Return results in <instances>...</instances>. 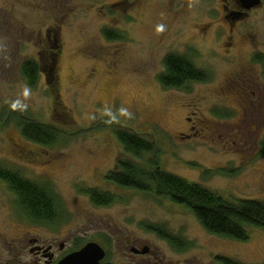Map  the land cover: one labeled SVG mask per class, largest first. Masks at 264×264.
<instances>
[{
    "label": "rangeland",
    "instance_id": "rangeland-1",
    "mask_svg": "<svg viewBox=\"0 0 264 264\" xmlns=\"http://www.w3.org/2000/svg\"><path fill=\"white\" fill-rule=\"evenodd\" d=\"M54 27L58 47L47 37ZM43 47L48 58L58 53L56 92L46 76L33 87L23 73ZM170 54L190 57L208 79L165 88ZM257 87L264 91V6L232 24L218 0H0V147L6 136L34 153L0 161L54 189L60 218L46 233L71 234L75 248L95 241L117 258L119 236L130 234L162 246L175 264H223L219 257L264 264V228L247 227L246 241L212 234L188 207L107 180L119 161L135 159L117 136L125 129L159 151L134 160L140 165L159 158L165 171L229 200H264V99L250 94ZM243 89L255 106L243 103ZM188 116L217 124L216 134L201 124V134L182 139ZM24 118L52 126L59 140H28L18 123ZM87 188L113 193L112 201L96 205ZM148 225L187 243L176 248Z\"/></svg>",
    "mask_w": 264,
    "mask_h": 264
},
{
    "label": "trees",
    "instance_id": "trees-1",
    "mask_svg": "<svg viewBox=\"0 0 264 264\" xmlns=\"http://www.w3.org/2000/svg\"><path fill=\"white\" fill-rule=\"evenodd\" d=\"M116 33V32H115ZM109 30L105 31L109 39L119 38L117 34ZM49 66H56L57 54L51 53V58L45 61ZM165 72L160 76V82L165 88L182 87L191 81H206L207 73L198 68L193 60L185 55L170 54L165 58ZM23 73L30 86H36L39 77V62L30 60L23 66ZM51 80V79H50ZM51 89L58 90L57 80H51ZM57 107L61 108L59 100ZM22 134L28 140L46 146H52L59 140L60 134L48 124L28 119L20 123ZM119 140L126 152L134 160H143L146 154L154 151L159 157V151L155 144L142 133L131 130L117 131ZM261 152L264 154V141ZM134 160L125 159L118 163L117 169L107 175L124 187L145 190L152 183L157 191L169 197L173 202L188 207L199 219L202 225L212 234L223 237L246 241L249 239L247 227L257 226L264 228V200L238 199L229 200L205 186L190 182L180 176L165 171L159 158H152L147 166L140 165ZM137 160V161H138ZM0 177L3 179H29L20 172L0 168ZM14 190L20 191L23 204L36 215L53 216V200L45 187L33 181H20L12 184ZM44 188V189H43ZM91 199L97 205H106L112 201V195L98 192H90ZM161 237L168 234L162 228H158ZM223 264H243L229 257H219Z\"/></svg>",
    "mask_w": 264,
    "mask_h": 264
},
{
    "label": "flooded vegetation",
    "instance_id": "flooded-vegetation-1",
    "mask_svg": "<svg viewBox=\"0 0 264 264\" xmlns=\"http://www.w3.org/2000/svg\"><path fill=\"white\" fill-rule=\"evenodd\" d=\"M221 3V6L224 10V18L229 20L232 24L247 20L252 13L259 10L264 6V0H260V4L248 8L242 0H218ZM60 31L57 28L48 29L47 37L48 40L53 43L55 47H58V41L60 36ZM39 53V77L38 82L42 76H46L49 85L52 81L55 82L56 75V66H49L46 61V50L43 47L42 52ZM53 53V52H52ZM58 55V53H56ZM29 60H26L28 62ZM24 64L22 66H24ZM51 79V80H50ZM37 82V83H38ZM36 83V85H37ZM229 87L236 88V84H229ZM227 87L229 90L230 88ZM261 90V91H260ZM256 92H251L250 94L258 96L260 101L264 99V91L262 89ZM239 94V93H238ZM241 98L245 105L248 107L255 106L256 100L250 99L247 93V90L243 89L241 92ZM195 114V112H194ZM24 116V115H23ZM190 122L189 131L180 133L182 139H188L193 136H198L201 134L198 127L201 124H205V128L209 130V133L214 136L216 134L217 124H208L205 120L197 119L196 123H193L192 119L188 116L186 117ZM29 118H24L23 120H28ZM20 120V123L23 121ZM192 121V122H191ZM221 127V126H220ZM23 135V134H22ZM244 136V135H243ZM11 153L16 155L19 161H26L30 159L31 155L34 153L30 151L29 146L22 141L13 140V142H8V138L5 136L2 139V144L0 147V158L8 159L11 157ZM36 154V152H35ZM0 168L8 169L14 171L9 167L4 166L0 161ZM19 172V171H17ZM33 181L37 182L45 187L53 200L54 213L53 216L46 217L45 215H36L31 213L29 209L23 204L22 196L20 191L14 190L12 188L13 183H20V181ZM115 185L124 188V189H134L130 187H124L116 183L111 179H107ZM44 189V188H43ZM86 193L90 196V192L96 190L95 188L85 189ZM140 190V189H137ZM145 192H154L155 194L169 198L165 195L160 194L156 187L151 183ZM101 192V191H98ZM103 193V192H102ZM109 194L108 192H104ZM113 194V193H112ZM110 194V195H112ZM114 196V194H113ZM91 198V196H90ZM170 199V198H169ZM177 204V203H176ZM97 205V204H96ZM107 205V204H106ZM106 205H99L100 207ZM181 205V204H177ZM184 206V205H183ZM60 201L57 199V194L54 189L48 183L38 182L35 179H3L0 177V264H59L67 255L72 252L79 250L78 248L71 245V240L69 236H61L60 233H55L54 235H49L46 232V228H54L56 222L60 218ZM30 223V224H29ZM54 225V226H53ZM200 225V224H199ZM29 226V227H28ZM149 226V225H148ZM147 226V227H148ZM201 226V225H200ZM151 232L158 234V227L153 226L148 227ZM56 230V229H55ZM168 235L166 237H160L165 241H168L173 246L177 248V245L184 241L181 237L179 239L173 234L166 232ZM118 241L122 246L123 253L119 254V257L115 258L111 256L106 249V246H103L99 243L105 250L106 256L102 260V263H111V264H175L172 259H169L164 251L162 246L156 245L148 239L141 238L134 235H124L119 236ZM178 241V242H177ZM91 242V241H90ZM95 242V241H94ZM176 243V244H175ZM87 244V243H85ZM84 244V245H85ZM83 245V246H84ZM182 245V244H181ZM82 246V247H83ZM81 247V248H82Z\"/></svg>",
    "mask_w": 264,
    "mask_h": 264
},
{
    "label": "water",
    "instance_id": "water-1",
    "mask_svg": "<svg viewBox=\"0 0 264 264\" xmlns=\"http://www.w3.org/2000/svg\"><path fill=\"white\" fill-rule=\"evenodd\" d=\"M242 1L248 8L260 4V0ZM105 256L106 252L98 242H88L79 250L67 255L59 264H111L102 263Z\"/></svg>",
    "mask_w": 264,
    "mask_h": 264
}]
</instances>
